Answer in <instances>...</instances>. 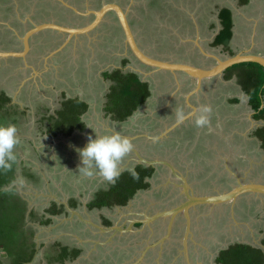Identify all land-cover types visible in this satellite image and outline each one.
Returning <instances> with one entry per match:
<instances>
[{"label":"rangeland","instance_id":"rangeland-1","mask_svg":"<svg viewBox=\"0 0 264 264\" xmlns=\"http://www.w3.org/2000/svg\"><path fill=\"white\" fill-rule=\"evenodd\" d=\"M27 1L0 0V49H20L24 32L37 24L54 20L60 24L70 22L69 24L83 26L93 18L92 16L69 15L66 12H60L59 5L65 6V3H69L76 8L79 5V11L84 12V7L97 10L101 6L100 4H105L107 0H52L53 6L56 5L55 3L58 5L55 8L49 6L46 0H33L31 5ZM109 1L118 3L129 13L134 35L145 52L151 56L160 54L171 56L169 51L160 49V41L157 40L159 32L152 29L154 25H159L152 23L151 26L152 20L147 17L150 12L142 6L148 0ZM129 1L135 3L134 7L129 8ZM172 2L174 3V1ZM90 5L94 6V9L88 7ZM28 19L31 21H27ZM168 30L169 34L175 35L174 28ZM17 33L18 35H16ZM65 42L67 46L63 49L64 51L61 53L56 51ZM30 47L34 52L28 56V59L34 62L33 57H40L43 61V68L39 69L40 62L27 63V67L22 66L18 74H13L12 68L11 72H8L4 67V69L1 68L0 92L5 91L12 98L14 105L17 104L20 108L28 107V113H31L30 116H27L28 119L19 121L16 135H19L21 140L19 139V143L14 147V153L18 155L16 158L19 159V162L22 161L29 169V173L35 170L41 178V182L36 185L32 181H28L18 171V180L23 182L15 183L20 195H23L22 197L28 201L27 212L30 209L34 210L33 219L27 218L23 226L34 232L32 240L35 244L39 243L37 245H40L42 241L49 243L55 238H60L64 243H67L66 235L78 239V230L80 229V234L83 235L86 229L92 236L99 238H81L82 243L84 241L93 243L91 245L92 253L81 244L86 252L85 256L83 254L82 264H133L140 255L145 257L141 264H214V256L217 252L229 245L239 243L253 246L256 242H261L264 237L262 232L264 229V199L260 200L252 196L243 197L241 201H237L230 208L228 207L229 209L227 207L200 206L195 211H190V232L185 237V248L183 246L185 223L181 222V215H178L180 221L177 228L171 232L165 243H158L159 246L157 241L165 234L166 230L165 221L162 220L149 222L148 225H145L146 228L133 227L127 233L117 236L116 240L114 238L107 240L108 236L99 234L94 227L89 225V223H93V219H97L96 210L89 212L85 208H81V212L69 211L71 220L74 222L71 232H67L69 226L63 222H59L54 229H51L53 224L39 226L37 222L39 210L46 208L45 206L51 201H64L62 199L69 195L68 192L71 194L65 185L76 186L74 188H78V185L91 186L89 188L91 193L84 194L82 199V203H84L91 199L92 192L105 189L110 184L98 174L84 176L78 171L81 165L77 150L83 148L89 138L109 134L113 131L119 132L120 135L130 140L133 149L138 150L145 159H158L160 156L165 159L164 161L173 165L186 180L188 191L195 194H215V192L227 191L236 185L238 179L242 182H264V151L261 150L257 142L249 141V144L246 145L244 143L246 141L240 139L242 130L239 125L241 122H236L235 125L240 130H237L239 136L232 135L234 126L226 125L222 128L217 115L212 118L214 124H212L211 131L208 129L200 131L197 128H192L190 132L182 131L183 134L174 129L165 131L167 126L171 125L167 124L170 113L159 111L162 106L156 102L150 105V102L147 101L128 120L119 125L112 122L109 116L103 112L109 82H103L100 69L109 70L113 67H120L121 59L128 56L132 63L127 65V71L132 70L140 74L143 81H149L150 78L155 79L159 82L160 88L163 87L164 82L161 80L162 76L160 78L156 72L140 65L125 51L123 35L111 13L107 14L106 21L89 37H75L74 41L73 39L67 41L66 35L52 39L49 33H41L30 38ZM54 54L57 56L54 57ZM4 64L5 67H12L15 63L5 61ZM47 70L51 72L45 75ZM25 80H27L24 84L25 88L20 93L21 84ZM188 87L187 82L181 81V83L178 82L177 90L180 92ZM62 92L67 97L79 98L88 104V111L82 117L88 129L87 132L77 135L73 139L70 137L55 139V142L61 141L62 144L60 143L61 145L54 148L57 143H51L47 138L40 136L39 123L35 122L37 117L33 115L36 108L41 106L47 107L49 113L58 109ZM162 113L163 115H159ZM237 113L242 114V111L231 110L226 114L237 116ZM187 115L189 118L192 117V114L188 113ZM245 118L247 119V116ZM246 119L242 120L244 129L248 127ZM173 122L172 124L176 121ZM221 128L224 135L223 141L219 139L218 135L221 133ZM224 129H227L226 132ZM164 132L165 135L162 138L155 140ZM243 132L247 136L250 130ZM198 134L201 135L197 137ZM248 138L246 139L251 140L249 136ZM196 139L201 140L197 148L195 147ZM203 140L210 143V148H202ZM188 141L191 142L189 146L185 144ZM31 144L35 147V151ZM66 146L68 149H73L68 150ZM68 158L72 164L66 162ZM180 159L186 161L183 162ZM135 165V156L130 152L123 159L120 167L129 169ZM69 170L78 174L65 180L69 177ZM86 177L91 182L85 183ZM179 180L178 178L174 179L167 167L158 168L157 176L150 180V189L137 192L125 208L109 210L110 215H113V221L122 224L125 228L131 221L143 220L142 216L147 217L178 204L184 199L182 183L177 182ZM154 202L157 205H153ZM234 207H236V211H234ZM76 218L83 224L77 229L73 228V226L79 227L75 221ZM100 237L103 239L102 242H100ZM99 247L101 248L99 249ZM47 251V244L45 247L38 246V253L31 264H45L43 253Z\"/></svg>","mask_w":264,"mask_h":264},{"label":"crops","instance_id":"crops-1","mask_svg":"<svg viewBox=\"0 0 264 264\" xmlns=\"http://www.w3.org/2000/svg\"><path fill=\"white\" fill-rule=\"evenodd\" d=\"M49 1L50 3L48 5L53 6L51 2L52 0ZM172 1H174V3ZM109 2H110L109 0L105 1V3H109ZM129 2H130L129 8L130 7L132 8V6L134 7L135 3L131 1ZM161 2H164L167 8L172 13L173 12L176 13L174 15L166 17L164 19V22L159 24V26H157L159 29L156 30V32H159V34L157 35L158 37L157 40L160 41V45H161L160 49H162V51H169L171 56L160 54L152 57L161 60L187 63L203 69L211 68L213 65L216 64V61L218 59L223 60L227 57H231L239 54L256 55L264 58V0H203V1L202 0H162ZM55 4L56 5H54L53 8H55V6H58L57 3ZM142 6H145V3ZM59 7L60 8L58 9L60 12H66L68 14L69 12H72V10H70L68 7L60 6V5ZM84 8L87 9V7ZM77 9L79 10V5ZM127 17H129L128 12H127ZM27 21H31V20L28 19ZM65 23L66 25H68L67 22ZM229 23H230V28L224 31L223 25L226 24L229 25ZM172 28H174V31L176 32L175 35H171L168 33L169 31L168 29H172ZM132 33L137 45L139 46L140 49L143 50L141 43H139V41L136 39L133 30ZM52 34L53 36L56 35L54 33ZM56 36L58 37L59 35L57 34ZM216 37H218L219 44L214 45V40ZM224 42H227L226 45L222 44ZM19 50L20 49H14V51H19ZM28 58L26 61H24V63L18 65L20 69H22V66L27 67V63L30 61ZM33 58H34L33 64L37 62H43L42 59H40V57L38 58L33 57ZM3 61H8V59L0 58V66ZM8 72H11V70L10 71L8 70ZM156 74H158L159 77L160 76L163 77L161 79L162 82H164L162 88L158 86L159 82L153 78H150L149 81L148 80L143 81V79L140 78L141 81L148 83L150 88L151 96L146 100V102L147 101L150 102V105L153 102H156L159 106H162L159 111H163L164 113L165 112L170 113V118L168 119L167 122L168 125L172 124L173 121L174 122L176 121V119L175 120L173 119L175 118V113L178 109L182 110L185 116L188 113L192 114V117L188 118L187 120H185L184 123H182L180 126L174 129L176 132L179 133L181 131V133L183 134L182 131L190 132L192 128L194 129L197 128L193 124V119L195 115L198 114V109L201 105H208L212 109L210 113L209 126L206 128H197V129H200V131H204L207 129L211 131L213 129L212 124H214L212 123V118L214 117V115H217L219 119L218 122L219 124H221L222 128L223 126L226 125H233L234 126L233 129L237 131L239 129H237V127L235 126L236 122H241L239 125L242 130L240 132L241 133L240 136H239L240 130L237 132L236 131L234 132V130H232L233 131L232 135L239 136L240 139L246 141L244 142L246 145H248L250 141L253 143L257 142L258 146L260 147L259 145L260 141L254 135V132L256 129L264 127V121L253 119L254 111L249 106L248 96L242 90L241 86L238 83V79L236 75L237 70H233L231 72L230 77H226L225 75L226 73L224 71V73L218 78L202 80L198 88H196L195 84L189 78L185 77L182 74L180 76L178 75L177 77H175V79H171V76L168 73L156 72ZM26 81L27 80H25L21 84V86H24ZM181 81H183L184 83L187 82L189 87L179 92L177 90V86H178V82L181 83ZM21 90L22 87L20 88V91ZM261 98L262 100H261L260 108H264V92ZM231 110L235 112L242 111V114L237 113V116L226 114ZM159 115H163V113ZM245 116H247V119L245 118ZM243 119H246V121H248V127L246 129L242 128ZM157 124L162 126L159 123ZM222 128L220 129L221 133L218 134L219 139L221 141H223L224 139ZM225 128L228 129V127ZM87 129L88 127L86 126V130L84 132H87ZM226 130L224 129L225 132ZM247 130L248 131L250 130V133L249 135L246 136L245 132L243 131H247ZM84 132L82 133L75 132L74 136L70 137V139H73V137H76L77 135H81ZM200 135L201 134H198L197 137ZM248 136L250 137L251 140H248L249 139ZM59 138H63V136H60ZM64 138L68 139L69 137H64ZM199 142H201V140L196 139V144H195L196 148L199 146ZM202 142H204L201 145L203 149L210 148V143H207L204 140ZM56 143L62 144L61 141L55 142V144ZM185 144L189 146L191 142L188 141ZM66 148L68 149L67 146ZM69 149H73V148H69ZM180 157H184V156H180ZM182 161L185 162L186 160L184 159ZM85 182H91V180L88 177H86ZM90 187L91 186L88 185H84V186L78 185V188H73L74 190L71 192V194L68 192L69 195L66 198L62 199L67 203L68 207L70 208V211L81 212L82 211L81 208H85V210L89 212L93 211V210H89L86 206L87 203L89 202V199L87 200V202L82 203L84 194L87 192L91 193L89 191ZM80 194L82 196H80ZM70 199L79 200L78 203L75 205V207H71L69 205L68 200ZM126 206L102 208L100 210H96L95 214L97 215V219L96 220L93 219V223H89V225L94 227L99 234L108 236L107 240L109 239L113 240V238L116 240L117 236L127 233L133 227L136 226L145 227V225L149 224V222H146L145 225L140 226V224L136 223L138 220H135L130 222V224L135 223L133 227H131V225L128 224V226L124 228L122 224H117L116 222H114L112 218L113 215H110L109 210L112 209L120 210L125 208ZM53 218L54 221L51 223L53 224L51 229H54L59 222L60 223L63 222L65 225L69 226L67 232L73 231L72 225L74 224V222L71 220L72 217L70 216L68 210L64 209V212L61 213V216L59 215V217L56 216ZM75 221L78 223L79 227L73 226V228L77 229L83 226L82 221L79 220L78 218H76ZM190 223H191V218H190ZM84 231H85L84 234L81 235L80 229L78 230L77 232L78 239L75 238L74 236L70 237L65 234L66 238L68 239L67 243H64V241L61 240L60 238L59 239L55 238L53 240H50L49 243L46 241L45 242L42 241L41 247H45L47 244L49 251L43 253L44 263L60 264L57 263L54 258L56 252L58 253V250L57 248H55L54 245L58 243L61 247H67L68 250H72V249L80 250L79 256L73 259H66L62 264H82L86 252H84V249L81 247V244L84 248H86L92 253L91 245H93V243L90 241H84L82 243L81 238L83 237L84 239L99 238L98 236H92L90 233L87 232L86 229ZM102 240L103 239H101L100 237V242H102ZM158 243L159 240L157 241V244ZM163 243H165V241H163L160 244ZM37 244H35L36 251L33 255V258L27 264H31L34 261L38 253V246L40 247V245ZM100 248L101 247H99V249ZM144 258L141 257L140 255L139 258H136L135 263L133 264H136L137 262L138 264H141Z\"/></svg>","mask_w":264,"mask_h":264},{"label":"trees","instance_id":"trees-1","mask_svg":"<svg viewBox=\"0 0 264 264\" xmlns=\"http://www.w3.org/2000/svg\"><path fill=\"white\" fill-rule=\"evenodd\" d=\"M223 28L224 31L228 30L230 23L229 25H223ZM226 43L222 44L226 45ZM215 44H219L218 37L214 40ZM127 63L128 59L122 61V65ZM233 70H237L238 83L248 96L249 106L254 111L253 119L264 121V108H260L261 96L264 92V68L256 63H241L226 69V77H230ZM102 78L111 82L105 95L106 100L103 111L106 116H110L112 121L120 123L126 121L151 96L148 83L141 81L140 76L135 72L123 73L121 69H116L112 72H103ZM11 99L5 91H1L0 124H14L17 128L19 126L18 115L21 116L20 120H24L25 112L18 110L17 105L11 104ZM88 108L86 102L79 98L67 97L62 92L59 99V108L53 114L48 115L44 106L36 109V117L39 123L38 131L50 140L56 139L58 136L70 137L75 132L82 133L86 130V123L82 117L88 111ZM23 109L26 110L27 108ZM254 135L261 143L260 148L264 150V127L256 129ZM17 136L19 137V135ZM32 148L35 151V147ZM15 156L18 155L15 154ZM66 162L71 164L69 158L66 159ZM132 168L138 173V179H133L128 169L124 170L115 183H110L107 188L98 189L92 194L86 205L87 208L89 210H100L102 208L123 207L137 192L149 189L150 183L146 180L152 176L154 169L142 165H136ZM28 170L23 162H19V159L16 158L9 171H0V264H27L32 260L36 251L35 242L32 240L34 232L25 229L23 226L26 219H33L35 214L33 210L27 212V202L13 183L16 180V182L19 181V171L28 181L38 185V182H41L40 176L35 175L36 172L29 173ZM69 171V177L65 180L78 174L73 170ZM9 185H11L10 189L5 190L6 186ZM65 186L70 192L75 187ZM76 204V200H69L71 207H75ZM45 212L50 217L38 216L37 222L41 226L50 225L52 223L51 216H59L64 212V209L62 205H57L56 202L51 201L50 208ZM260 243L264 245V237ZM54 246L58 250L54 258L60 264L66 259L76 258L80 254V250H68L67 247H61L58 243ZM215 261L217 264H264V254L259 248L248 244L235 243L221 250Z\"/></svg>","mask_w":264,"mask_h":264},{"label":"water","instance_id":"water-1","mask_svg":"<svg viewBox=\"0 0 264 264\" xmlns=\"http://www.w3.org/2000/svg\"><path fill=\"white\" fill-rule=\"evenodd\" d=\"M65 7H68L70 10L75 12V14H78L80 16H93L92 20L83 26H74V25H66V24H60L56 21H49L40 23L37 25H34L32 28L26 30L25 34L22 37V44L23 48L21 51H0V58L2 59H8V58H22L25 59V57L28 55L29 52V39L34 35L44 30H52L56 31L57 33H60L61 35L67 37V41L74 39L75 37L78 38L80 36L89 37V35L98 27L101 26V24L106 21V16L108 13L114 14V16L117 19L118 26L122 32L123 35V43L127 49L125 51H128L132 59H134L136 62H138L140 65L151 69L153 72H164L168 73L171 76V79H175L178 75L181 74L185 77L189 78L196 86V88L199 87L202 80L206 79H215L220 77L224 71L234 65L241 64V63H256L264 68V58L256 55H234L231 57H227L223 60L218 59L216 61V64L213 65L211 68L203 69L198 68L193 65L187 64V63H179L169 60H161L154 58L141 50L139 46L137 45L132 29L129 25V22L127 20V12L125 9H123L120 5H118L115 2H109L102 4V6L97 10H90L86 9L85 12L79 11L76 7L65 3ZM66 44L63 43L60 48L56 49V51L63 48V46ZM54 53V52H53ZM138 74V73H137ZM140 75V74H138ZM188 116V115H187ZM185 116V119L182 122H175L174 124H171L167 126L165 131H170L172 129H175L176 127L180 126L182 123L185 122L189 118ZM165 135V132L160 137L158 136L155 138V140L162 138ZM260 145V143H259ZM264 151L263 149H261ZM131 153L135 156L136 165H144V166H157V165H165L168 167L169 171L173 173L175 176H177L178 179H180V182L182 183L183 192L182 196L184 199L179 202L178 204L174 205L173 207H170L168 209H165L163 211H158L153 215L147 216L144 221H137V224L145 225L146 222H153L157 220H166V230L165 234L159 239V243H162L163 241L167 240L172 232V226L175 218L178 215H182L185 221L184 230V243L183 246L185 248V237L186 234L190 232V211H195L197 207L205 206V207H216L220 208L223 207V205L226 206H233L237 201H239L244 196H252L259 198L260 200L264 199V182L261 181H248V182H242L238 178L236 185L232 186L229 190L224 192H215V194H195L188 191V185L186 183V180L180 175V173L171 165L169 162L164 161L163 159H145L139 154V151L136 149H132ZM121 168V167H120ZM125 169L121 168V172H123ZM57 204H61L64 206V208L68 211H70V208L68 207L67 203L65 201H56ZM130 203V201L127 203V205ZM72 212V211H70ZM130 224V223H129ZM135 223H131V227ZM109 230V229H106ZM255 248H259L262 250L264 254V245H262L259 242H256L255 245H253Z\"/></svg>","mask_w":264,"mask_h":264},{"label":"clouds","instance_id":"clouds-1","mask_svg":"<svg viewBox=\"0 0 264 264\" xmlns=\"http://www.w3.org/2000/svg\"><path fill=\"white\" fill-rule=\"evenodd\" d=\"M211 111L210 106L201 105L198 114L193 119L194 126L197 128L208 127ZM175 119L177 123L182 122L185 119L184 112L178 109ZM16 133L17 128L14 124H0V171H9L16 161L14 147L19 143ZM132 149L133 145L130 140L116 131L89 138L87 144L77 150L81 165L78 171L84 176H92L95 173L103 177L105 181L115 183L121 174L120 165ZM128 171L133 179L139 178L134 168H130ZM22 182V180L19 181V183ZM10 187L11 185L6 186L5 190H9Z\"/></svg>","mask_w":264,"mask_h":264},{"label":"flooded vegetation","instance_id":"flooded-vegetation-1","mask_svg":"<svg viewBox=\"0 0 264 264\" xmlns=\"http://www.w3.org/2000/svg\"><path fill=\"white\" fill-rule=\"evenodd\" d=\"M47 2V4H49L50 3V1L49 0H46ZM162 0H148L146 3H145V8H146V10L148 11V12H150V14L147 16V17H149L151 20H152V22H151V26L153 25V24H155V23H157L158 25L159 24H161V23H163L164 22V19L166 18V17H168V16H171V15H174V14H176L175 12H171L168 8H167V6L165 5V3L164 2H161ZM27 2H29L30 3V5L33 3V0H28ZM116 3V2H115ZM164 3V4H163ZM118 4V3H117ZM101 6H102V4H100ZM119 5V4H118ZM100 6V7H101ZM140 7H141V11H143V9H142V6L141 5H139ZM90 8H94V6H92V5H90L89 6ZM84 10L86 11V8H84ZM84 11V12H85ZM141 14H143L142 12H140ZM112 14V13H111ZM69 15H75L74 14V12L72 11V12H69ZM76 15H78V14H76ZM113 16H114V14H112ZM91 16V15H90ZM71 17V16H70ZM93 17V16H92ZM114 18L116 19V17L114 16ZM66 20H68L67 18H66ZM127 20H128V22H129V25H130V27H131V24H132V21H131V19L129 18V17H127ZM51 21H54V20H51ZM116 21H117V19H116ZM70 22H68L67 24L68 25H73V24H69ZM153 23V24H152ZM74 26H76V25H74ZM102 26V25H101ZM100 26V27H101ZM99 27V28H100ZM98 29V28H97ZM97 29H95V30H97ZM120 29V28H119ZM132 29V28H131ZM152 29L154 30V31H156L157 29H159L158 27H157V25H154L153 27H152ZM120 32H121V30H120ZM41 33H49V35L50 36H52V39H56V37H54L53 36V34L52 33H54V34H58L59 36H63V35H61L60 33H57L56 31H52V30H49V29H47V30H44V31H41V32H39V33H37V34H34L31 38H34L35 36H37V35H39V34H41ZM122 33V32H121ZM24 34H25V32H24ZM23 34V35H24ZM17 35H18V33H17ZM23 35H22V37H23ZM80 37H84V36H80ZM16 38V37H15ZM72 40V39H71ZM70 40V41H71ZM123 45H124V43H123ZM29 46H30V39H29ZM67 45H65V46H63V48L62 49H60V50H58L59 51V53H61V52H63L64 50V48L66 47ZM125 46V45H124ZM22 48H23V44H21V48H20V50L19 51H21L22 50ZM125 49H127L126 47H125ZM142 50V49H141ZM0 51H14V50H3V49H0ZM34 52V50H32L31 51V47L29 48V52H28V55L25 57V59H22V58H8V61H10L11 63H15L12 67L11 66H6L5 67V64L3 63V62H5V61H3L2 62V64H1V66H0V69L2 68V69H7V70H11V68H12V71H13V74L14 73H16V74H18L20 71H21V69L18 67V65H21L22 63H24V61H26L27 60V58H28V56H29V54H31V53H33ZM127 53H129L128 51H126ZM145 52V51H144ZM147 53V52H146ZM148 54V53H147ZM57 56V54L55 55L54 54V57H56ZM151 56V55H150ZM126 57V58H125ZM125 57H123L122 59H121V62H120V67H113V68H111V69H107V70H105V69H100V75H101V78H102V73L103 72H105V71H108V72H112V71H114V70H116V69H121L122 70V72L123 73H126V72H134V71H127L126 70V68L128 67L127 65L129 64V63H132V61H131V59L130 58H128V56H125ZM132 58V57H131ZM55 59V58H54ZM124 59H128V63L127 64H125V65H122V61L124 60ZM134 60V59H133ZM33 64V62L30 60L29 62H28V64ZM4 67V68H3ZM39 69H41V68H43V66H42V62H40V65H39ZM18 69H20V71L18 70ZM53 70V69H52ZM51 71H46L44 74L45 75H48L49 73H50ZM136 73V72H135ZM102 80H103V82H109V81H105L103 78H102ZM103 85V84H102ZM111 85V82H109V86ZM108 86V87H109ZM22 87V90L25 88V86H21ZM22 90L20 91V93L22 92ZM1 93V92H0ZM11 104H14L13 102H12V99H11ZM17 105V104H16ZM25 108H27L26 110H24L23 108H20V107H18V105H17V109L18 110H20V111H24L25 112V115H24V118L25 119H28V117L27 116H30L31 115V113H28V107H25ZM46 108V112H47V114L49 115V114H53L54 113V111L52 112V113H49V109L47 108V107H45ZM37 109V108H36ZM104 112V111H103ZM105 114V113H104ZM33 116H35L36 117V111H35V114L33 115ZM109 116V115H108ZM18 117L20 118L21 116L20 115H18ZM23 117V116H22ZM17 119V121H21L20 119ZM109 119L112 121V119L110 118V116H109ZM129 119V118H128ZM128 119H126V120H128ZM38 121V119L36 118V121L35 122H37ZM112 122H114L116 125H119L120 124V122H116V121H112ZM125 122V121H124ZM121 123H123V122H121ZM40 136H43V137H45V138H47L46 137V135H44V134H42V133H40ZM72 136H74V134L72 135ZM72 136H70V137H72ZM60 136H58L56 139H58ZM19 138V137H18ZM48 139V138H47ZM27 140V139H26ZM48 140H50V139H48ZM55 139H51L50 140V142L51 143H54L55 144V141H54ZM31 143V142H30ZM156 143H159V145H160V142L159 141H156ZM58 144V143H57ZM162 145V144H161ZM31 146H32V144H31ZM33 147V146H32ZM58 147V145H55V147L54 148H57ZM158 159H163V160H165L164 158H162V157H158ZM149 160H151V159H149ZM136 166V165H135ZM142 166H144V165H142ZM162 166H165V165H157V166H149V167H152L154 170H153V174H152V176L149 178V179H147L146 181H148L149 183H150V180L152 179V178H155L156 176H157V174H158V168H160V167H162ZM134 167V166H133ZM145 167H147V166H145ZM165 167H167V166H165ZM168 168V167H167ZM126 170V169H125ZM31 172H36L35 170L33 171H31ZM34 174H36V173H34ZM172 176L174 177V179L175 178H177V176H175L173 173H172ZM178 183H181L180 182V180L179 181H177ZM66 183V182H65ZM150 188H151V183H150ZM149 188V189H150ZM179 190V189H178ZM145 191V190H144ZM23 196V195H22ZM80 196H82L81 194H80ZM244 197H246V196H244ZM184 198V197H183ZM243 198V197H242ZM241 198V199H242ZM26 202H27V207H28V201L25 199V198H23ZM241 199L239 200V201H241ZM69 201V200H68ZM76 201H77V203H78V199H76ZM90 201V200H89ZM58 205H61V204H58ZM153 205H157L155 202L153 203ZM63 206V205H62ZM236 206H237V204H236ZM46 208H44V209H41V210H39V212H38V216H41V215H44V218H48V217H50L46 212H45V210H47V209H49L50 208V204H48L47 206H45ZM223 207H229V206H226V205H223ZM170 208V207H169ZM63 209H65L64 208V206H63ZM168 209V208H167ZM229 209V208H228ZM236 209V207H234V211H236L235 210ZM30 210H33V209H30ZM29 210V211H30ZM165 210V209H164ZM34 211V210H33ZM161 211H163V210H161ZM228 211V210H227ZM226 213H228V212H226ZM61 215V214H60ZM181 217H182V215H181ZM142 218H143V220L146 218V216L145 217H143L142 216ZM191 218V217H190ZM51 219H52V222L54 221V218H53V216H51ZM180 219V216H177L176 218H175V220H174V222H173V226H172V231L174 230V229H176L177 228V224H178V222L180 221L179 220ZM182 219V221L181 222H184L185 223V221H184V218L182 217L181 218ZM157 221H161V220H157ZM157 221H155V222H157ZM167 222H166V220H165V224H166ZM141 226V225H140ZM133 227V226H132ZM262 232L264 233V229H262ZM263 239V238H262ZM225 249V248H224ZM221 250H223V249H221ZM221 250H219L218 252H217V254L214 256V261L216 260V258L218 257V254H219V252L221 251ZM214 264H217L216 263V261H215V263Z\"/></svg>","mask_w":264,"mask_h":264}]
</instances>
